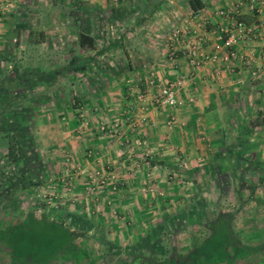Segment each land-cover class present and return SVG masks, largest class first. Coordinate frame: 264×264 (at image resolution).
Listing matches in <instances>:
<instances>
[{
  "label": "rangeland",
  "instance_id": "rangeland-1",
  "mask_svg": "<svg viewBox=\"0 0 264 264\" xmlns=\"http://www.w3.org/2000/svg\"><path fill=\"white\" fill-rule=\"evenodd\" d=\"M67 2L60 0L58 6ZM45 4L43 1L38 11H28L26 25L12 39L15 46L3 45L6 33L0 27V78L12 67L24 72L55 67L60 70L67 62L76 66L84 63V67L67 71L50 82L39 80L29 91L7 102L5 120L21 121L19 133L25 149L21 157L4 164V147L0 144V229L23 220L27 213L44 215L75 233L74 241L86 251L88 264H127L136 250L157 258L173 252L174 264H181L180 254L189 237L206 231L200 224V211L196 214L193 207V161L174 153H167L170 157L163 162L156 159L158 156L150 159L149 154L156 152L147 151L144 136L139 143H133L134 135L139 133L135 121L131 115H123L120 124L118 106L113 104L119 99L118 92L130 91L126 82H132L125 60H117L122 53L119 45L80 48L76 43L77 19L59 7L49 10ZM79 7L85 8L86 4ZM3 20L0 16L2 26ZM110 20L106 21V32L97 40L118 39L116 25ZM78 23L81 26L83 18ZM96 46L100 47L99 43ZM90 54L94 59L89 61ZM138 89L136 86L135 92ZM107 92L112 97L103 98L101 94ZM18 114L26 119L18 118ZM104 136L111 145L102 155L99 138ZM117 140L120 145L124 143V148L119 142L116 145ZM175 148L171 146L172 152ZM120 149H124V156L126 152H138L139 156L121 164L115 159ZM105 155L108 157L104 162ZM152 165L154 173L149 169ZM14 172L30 174L25 187L10 188L5 176ZM36 224H28L24 233L45 244L54 229ZM55 239L51 247L41 248L38 253L54 258L52 264H74L59 253ZM6 245L0 235V264H18L8 255Z\"/></svg>",
  "mask_w": 264,
  "mask_h": 264
},
{
  "label": "crops",
  "instance_id": "crops-1",
  "mask_svg": "<svg viewBox=\"0 0 264 264\" xmlns=\"http://www.w3.org/2000/svg\"><path fill=\"white\" fill-rule=\"evenodd\" d=\"M43 1L49 10L59 7L77 19V45L80 31L93 36L94 49L119 45L122 53L117 60H125L132 82L125 79L130 91L118 92L119 99L113 104L118 106L120 124L123 115H131L135 121L139 133L134 135L133 143H139L144 136L147 151L156 152L149 154L150 159L158 156L156 159L163 162L170 157L167 153H174L193 161V207L196 214L200 211L201 221H197L206 231L189 237L180 263L190 264L187 257L194 255L202 259L201 264H264V29L259 31V37L240 40L235 45L241 54H252V60L236 58L194 66L185 53L189 38L196 39L202 51L211 50L225 34L220 28L230 25L214 10L235 0H68L62 6H58L60 0H4L6 4L0 9L4 11H0L4 13L0 15L4 19L0 27L6 33L3 45L17 44L12 39L26 25L28 11H38ZM83 4L86 7L78 9ZM235 16L245 23L257 17L245 10ZM110 19L116 25L118 39L97 40L106 32L104 27ZM176 26L185 28V36L173 40L171 30ZM189 32L193 37L188 36ZM170 45L175 47L177 69L184 75L178 90L183 103L162 107L151 101L152 90L146 88L145 78L149 74L163 79L173 77L166 64ZM87 59L94 57L90 54ZM136 86L144 92V99L136 98ZM108 93L101 95L112 97ZM190 95L193 100L186 102ZM104 137L99 138L102 155L111 145V140ZM115 142L120 145L121 141ZM172 145L176 151L172 152ZM122 150L115 158L121 164L127 158L137 160L138 152H126L124 156ZM107 157H103L104 162ZM152 166L149 169L154 173L155 165Z\"/></svg>",
  "mask_w": 264,
  "mask_h": 264
},
{
  "label": "trees",
  "instance_id": "trees-1",
  "mask_svg": "<svg viewBox=\"0 0 264 264\" xmlns=\"http://www.w3.org/2000/svg\"><path fill=\"white\" fill-rule=\"evenodd\" d=\"M78 45L83 49H94L93 36L88 32L80 31L78 34ZM83 67L84 63L76 66L74 63L70 62L61 66L60 70H56L55 67L42 71L30 69L24 72L18 70L16 67H12L1 76L0 144L4 147V152L2 154L4 164H9L15 161L16 158L21 157L25 149L21 134L19 133L21 121L18 120L15 122L10 119L9 121L5 120L8 116L6 115V109L9 107L7 102L13 98V96L15 97V95H21L23 92L29 91L39 80L50 82L67 71L75 68L83 69ZM74 99L77 100L79 97L75 96ZM18 118L23 119V116L18 114ZM24 119L26 118L24 117ZM6 180L9 182L11 189L25 187L30 181V174L28 172H14L7 174L5 176V181ZM37 222L38 224L43 223L50 227L52 226L54 229V233L51 234L50 239L44 242L45 244H39V241L35 240L33 237L29 239V235H25L24 233L26 227L29 226L28 224L36 226ZM0 235L5 239V243L7 244L8 255L19 264H25L27 260V264H52L54 258H45L43 255L41 256L38 251L41 250V248L45 250L51 247L53 237H56V248H59V253H62L66 259L74 262V264H78V262H80V264H88L86 251L74 241L75 233L66 225L50 220L44 215L35 217L32 213H27L23 220L7 223L4 228L0 229ZM47 242H49V244ZM37 248L40 249L37 250ZM187 259L190 264H201L202 262L201 258H197L194 255H190ZM175 261L176 258L173 256V252L166 257L161 256L157 258L154 255L144 254L136 250L133 252L127 264H174Z\"/></svg>",
  "mask_w": 264,
  "mask_h": 264
},
{
  "label": "built area",
  "instance_id": "built-area-1",
  "mask_svg": "<svg viewBox=\"0 0 264 264\" xmlns=\"http://www.w3.org/2000/svg\"><path fill=\"white\" fill-rule=\"evenodd\" d=\"M3 1L0 0V9L6 4H3ZM242 10L255 14L257 16L256 20L245 23L241 19L236 18L235 14ZM214 12L218 16L227 18L230 25L229 27L220 28L225 34L221 35V41L214 43L213 48L208 51H202L198 41L189 38L185 49L189 63L194 66H199L205 62H231L236 58L244 61L252 60V54H241L236 50L235 45L240 40L260 36L259 31L264 29V0H235L232 4L217 7ZM179 35L185 36V28L176 26L171 30L170 38L175 40ZM188 36L193 37L192 32H189ZM166 64L169 66L173 77L163 79L149 74L145 78L147 88L152 90L150 98L154 104L162 107H177L183 103V98L180 97L178 90L182 86L184 75L177 69L175 47L171 45L166 52ZM136 98L144 99V92L138 90L136 92ZM186 99V102H191L193 96H187Z\"/></svg>",
  "mask_w": 264,
  "mask_h": 264
}]
</instances>
